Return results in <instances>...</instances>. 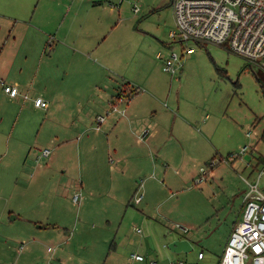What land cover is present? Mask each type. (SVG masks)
<instances>
[{
    "label": "rangeland",
    "instance_id": "obj_1",
    "mask_svg": "<svg viewBox=\"0 0 264 264\" xmlns=\"http://www.w3.org/2000/svg\"><path fill=\"white\" fill-rule=\"evenodd\" d=\"M57 1L68 2L71 17L84 20L88 31L101 32L100 20L108 25L105 31H110L109 27L114 30L91 39L80 37V42L87 40L96 49L89 59L66 52L48 56L52 43L49 40L38 77L35 79L34 73L23 76L26 84L19 91L28 98L18 95L15 103L10 104L6 96L0 97V126L6 133L0 142V223L12 219L10 210L21 215L15 226L0 225V262L126 264L139 243H143L157 264L166 253L173 260L178 259L166 264L179 260L185 264H215L223 253L230 225L241 220L246 181L253 180L264 169V86L254 75L256 70L264 80V70L256 66L252 70L245 58L224 46L172 39L169 34L176 30L172 0L49 3L55 7ZM20 2L0 0L1 42L21 26L17 20L32 18L38 0H34V8L28 14L21 11ZM96 2L112 7L114 12L100 9ZM135 5L140 9L138 13L133 11ZM38 14L35 12V18ZM19 30L24 33L26 28ZM25 37L24 48L32 39ZM24 48L16 68H37L40 56L35 47L29 52L28 61L23 59L27 52ZM172 52L180 56L176 74L162 69L164 58ZM158 53H162L161 59L157 58ZM60 67L70 68L73 77ZM71 78L72 92L85 96L81 104L88 118L77 119L74 108L78 106L74 107L73 97L56 98L50 111L52 120H46V111L33 109L31 99L43 96L45 91L62 95L59 89L72 85ZM127 83L140 90L135 98L139 97L141 102L142 131L151 132L158 127L161 132L157 142L161 155L153 159L158 166L152 165V182L146 186L142 184L145 178L135 181L109 172L107 164L120 172L116 160L111 162L109 158V132L104 125L100 132L94 129L93 120L107 112L100 109L102 98L108 109L110 100ZM0 92L4 93L3 87ZM105 94L108 95L103 97ZM111 95L114 97L108 100ZM24 104L27 109L21 114L19 109ZM178 108L193 129L175 118ZM67 109L75 113L70 121ZM112 117L107 118V123ZM20 129L26 134V142L18 148ZM247 132L252 135L247 137ZM56 133L66 135L56 137ZM47 138L53 142L45 143ZM88 139L90 142L80 150L78 144ZM64 141L67 142L59 148ZM244 146H249L248 150L240 153ZM44 148H50L51 157L42 160L39 157ZM126 153L135 160L139 152L132 149ZM52 157L55 162L50 166ZM166 159L172 168L167 166ZM185 163L190 170L193 163V175H201L204 169L206 181L196 184L195 176L187 182L179 179L178 166ZM166 171L165 184L175 192L174 196L162 185ZM83 179L84 185L80 186ZM127 182L133 184L129 196L128 191L120 192ZM259 186L264 190V172ZM75 195L78 202L73 200ZM137 195H143L140 202L135 200ZM58 210L64 211L63 216ZM44 214L50 221L65 224L35 229V222L26 221ZM174 225L189 227L191 252L174 254L167 249L173 236H187ZM200 250L216 261H199ZM160 252L166 253L160 257Z\"/></svg>",
    "mask_w": 264,
    "mask_h": 264
},
{
    "label": "crops",
    "instance_id": "obj_2",
    "mask_svg": "<svg viewBox=\"0 0 264 264\" xmlns=\"http://www.w3.org/2000/svg\"><path fill=\"white\" fill-rule=\"evenodd\" d=\"M33 2H34V0H21V2L19 4L21 11L25 14H28L32 10V8H34ZM49 2L51 4H53L54 0H44L42 6H41L42 0H38V3L36 4V8L34 9V13H33V16L31 19H27V17H23V18L19 19V21L18 20L16 21V23H19V22L22 23L19 28H21V27L26 28V31L24 33H20L19 28L16 30L17 27H15V29H13V31L11 32L12 35L11 34L8 35L7 39L3 40V42L0 41V87L1 88L3 87V84L1 82L8 84V85H16L18 88L23 87L22 85L26 84L23 81L25 78L23 76L26 73H34V78L36 79L41 72L42 62H43L44 58L47 56L46 52L48 49V44L50 42L49 40H51L52 43L50 44V47H49L51 54L48 56L54 55V54L59 53V52H66V53H69L72 55H79V57L89 59L90 55L94 54L96 49L93 46L88 45L87 40H85V42H80V40H79L80 37L85 35L86 39L88 37L91 39L92 37L94 38V37L98 36L99 34H101L100 36H104V34H109V32L114 30V29H112V27H109L110 31H105L106 28H108L107 27L108 25L106 22L100 20V25L103 28V30L101 29V32L88 31L86 29V22L84 20L79 21V20L71 17L72 8H71V5H68V2H65V3L61 2L60 3L59 1H57L55 3V7H52ZM96 4H98L97 7H99L100 9L109 11L111 14L114 12L112 7L111 8L108 7L103 2H101V3L96 2ZM35 12L39 13L38 14L39 19H38V17L35 18ZM104 27H105V29H104ZM1 28L2 27L0 26V30H1ZM104 32H107V33H104ZM27 35L32 37L33 40L30 38L28 40L29 44L24 48L22 46L24 45V39L26 38L25 36H27ZM53 39L55 40V42ZM32 47L33 48L35 47L36 52L40 56V65L37 68L28 69V70H25L26 68L24 65L22 66V68H16V66H15L16 62L18 61L19 54L23 50V48L26 49V51L28 52V53L26 52V54L23 55V59L25 61H28V59L30 58L29 52L32 49ZM60 68L64 71L65 74L73 77V72L70 68H62V67H60ZM162 69L164 70V63H162ZM45 73L48 74L47 68L45 69ZM70 81H71L70 83H73L72 78ZM73 86H74V83L72 85H70L69 87L59 89L62 92V95H59L58 92L52 93V92H46L45 91V94H43V96L42 95L39 96L40 98L47 101L49 104V106L45 109L35 106L34 99L38 98V97L31 99V101L33 102V109L34 110H40L41 109L43 111H46V114H45L46 120H49V119L52 120V115H51L50 111H51L52 104L54 103L56 98L61 97L65 100H70L71 97H73V99H75V106L74 107L78 106L77 108H74V111L76 112L77 119L80 120L82 117L88 118L89 114L84 113V109H82V104H81L82 103L81 99L85 96L83 93H73L72 92ZM122 88L123 89L119 90L116 94L117 95H119V93L123 94V91H126L124 93V95L126 97L128 96V94H130V92H131L130 90L138 89L137 93L132 95L131 98L127 97L128 102L126 104L120 105L121 110H125V113H121V112L109 113L107 118L110 116H113L110 119V121L107 123L108 119L106 118L105 122L103 124H101L100 130L95 129V127H94V129L96 131L100 132L102 129V125H104L106 127L105 129L109 132L110 137L106 140V142H107L106 145H107L109 151H111L109 158H110L111 162H113V160H116L118 168L120 167V172H119V171H117L118 169H115V167L112 166V164L111 165L107 164L109 172H111L112 175L118 173V175H120L121 178H126L127 176L134 178V180H135V178L136 179L137 178L138 179L145 178L146 179L145 181H144V179L143 180L141 179V180H142V184L144 185V183H145V186H146L147 184L152 182V180H151L152 175H150L151 172H153L152 165H153V168H155L156 165L158 166V162L156 164V162H154L153 159H154V157H157V156L160 157V155H161V152L157 146V142H158V139L160 137L161 132L159 131L158 127H156V129H153L151 132L148 129L149 131H147L148 132L147 136L144 138H140L141 137L140 134L142 133V130H143L142 126H143V122H144V117L142 116V113H140V110H139V108H140L139 103H141L139 100L140 98L139 97L135 98L139 94L140 90H139V88H136L135 86H133L131 83L125 84ZM3 95L6 96L8 103H10V104L15 103L14 99L17 97L11 98V97H9V95H7L5 93V91H4V93L0 92V97H3ZM20 95L23 97V95H27V94L21 93ZM107 95L108 94H105L103 97H105ZM117 95H115V96H117ZM112 97H114V95L107 97V99L109 100ZM27 98H24V99H27ZM98 98H99V96H98ZM23 102L28 103L25 100ZM103 102H104V100L102 98V101L100 104V109L107 111L109 109V107H108V109H106L107 108L106 102H104V104H103ZM70 104H71V102L68 104V106H70ZM25 109H27V106L24 104V106H21L19 109L20 113L22 114L25 111ZM166 110H169V109H166ZM178 112H179V114L177 116L175 115V118L181 119V121H184L185 123L189 124V121H187L188 119H185L186 117H182L183 115H181L180 108H178ZM67 116H68V121H70V118H75V113L70 112V110L67 109ZM176 119H175L173 124L176 123ZM79 120H78V122H79ZM93 122L96 126V118H95V120H93ZM79 124H80V122H79ZM154 124H155V122H154ZM189 125H190V127L188 129H190V130H191V128L193 129V126L191 124H189ZM86 127H89V126H86ZM56 134H57V135H55L56 137L66 135L64 133H60V134L56 133ZM5 135H6V133L4 132V128H2L0 126V142H1V144H2V138ZM24 135H26V134L20 129V131L18 133V139L16 142V145L18 148L22 146V143L24 145V143L26 142L24 140V137H23ZM113 138H114V140H113ZM49 140H50V138L49 139L47 138L45 143H48ZM84 141L82 143L80 142L81 144H78L80 150L83 149L85 146H87V144L90 142V139H88V141H86L85 143H84ZM50 142H53V140L51 139ZM66 142L67 141H64V143L58 147L61 148L62 146L65 145ZM7 149H9L8 146L6 147V152H7ZM44 149H50V148H44ZM132 149H136L139 152L138 157L135 160H133V156L130 153L129 154L126 153V151H131ZM113 156L115 159L113 158ZM164 161H168L167 166H169V168H172L171 164H170V160L166 159ZM54 162H55V157H52L49 160V165L50 166L53 165ZM47 166H48V164H47ZM191 168L192 169L190 170L188 168V164H186V163L181 164V166H178V169H179L178 178L184 182H187L188 180H193V176H195V179L197 180L198 177H200V174L197 176L194 173V175H193V163H191ZM155 171H157V170H155ZM168 171L163 173L164 184H162V185L165 186L167 190H170V189H168V187L165 184L166 177H167L166 175H167ZM82 181H81L80 186L84 185V179ZM132 185L133 184H130L129 182H127L125 188H123L120 192H123L124 190L128 191L127 196H129L131 194V192L133 191ZM136 191L137 190H135V192ZM114 192H115V189H114ZM170 192L173 196L175 195V192H173L171 190H170ZM123 197H124V195H123ZM8 213L13 215L12 219L9 218V220L7 222L5 220H3L0 223V225H2L5 228H8L7 224L9 226H15V224L18 223V221H19V217H21L19 211H18V213H16V212L14 213L13 210H10V211H8ZM57 213H60L61 216H63L62 214L64 213V211L58 210ZM26 221H27V223H32V221L35 222V226H34L35 229H48L50 227L57 228L58 226H60V224H65L64 221H60V220L50 221L49 217H46V214H44L41 217H37L35 220L26 218ZM237 223H238V221H234L232 223V225H230V227H229L230 230L228 232V237L226 239V242L230 236L231 231L233 230L234 226ZM36 224H37V226H36ZM174 226H176V228L178 230L176 228L175 229L178 232H180L181 234H186L187 236H185V235H183V236L180 235L179 237L173 236L169 240V243L175 239H178V238L187 239V240H189V242L191 243L192 248H193V244H192V240H191L192 235H188V233L190 231H183L182 229L177 227V225H174ZM179 226H181L183 228L185 227L186 229H189V227L184 226V225L183 226L179 225ZM225 245H226V243H225ZM225 245H224V248H225ZM166 247L169 251H171L168 248V246H166ZM136 251L134 250L131 254H134V253L141 254L144 256V260L143 261H135L133 264H153L152 262L157 264L156 263L157 261L155 260L156 261L155 262L153 257H152L151 251H149L143 243H141V244L139 243ZM223 251H224V249H223ZM200 252H201V250L198 252V255ZM165 253L166 252H164V253L160 252V254L158 256L162 257V255ZM171 253L177 254L176 252H173V251H171ZM221 257H222V255L216 261V260L212 259V257H208L206 254H204L203 258H199L197 256L199 261H204V260H206L207 262L208 261H211V262L216 261L215 264L216 263L220 264ZM162 258H163V261L160 262L159 264H166V262H168V261L174 262V261L178 260V259L173 260V257L168 255L167 253ZM36 260H38V259H36ZM18 261L21 262V259H18ZM125 263L127 264L128 262H125ZM1 264H4V263H1Z\"/></svg>",
    "mask_w": 264,
    "mask_h": 264
},
{
    "label": "built area",
    "instance_id": "obj_3",
    "mask_svg": "<svg viewBox=\"0 0 264 264\" xmlns=\"http://www.w3.org/2000/svg\"><path fill=\"white\" fill-rule=\"evenodd\" d=\"M172 6L176 22V30L169 34L172 39L179 37L180 41H204L225 46L245 58L253 67L264 70V0H172ZM139 10L135 5L133 11L138 13ZM162 56V53L157 54L159 59ZM179 61L178 53H170L164 58V70L176 74L175 65ZM1 83L9 97L14 98L21 94L16 85ZM127 102L128 98L124 94L115 96L110 101L106 114L96 117L95 129L100 130L109 113H125L120 105ZM34 104L44 109L49 106L48 102L40 97L34 99ZM147 133L142 131L140 138H144ZM251 135L252 132L246 133L247 137ZM248 148L249 146H244L240 153L246 152ZM50 154L51 150L43 149L39 158H47ZM263 172L264 169L257 173L256 178L246 181L247 191L244 195L241 220L230 233L220 264H264V190L259 186ZM206 175V171L201 169L196 184L206 181ZM142 197L143 195H137L135 200L140 202ZM73 200L78 202V195H75ZM177 227L187 231L185 227ZM203 256V252L198 255L199 258ZM143 260V255L134 253L127 264ZM176 264L185 262L179 261Z\"/></svg>",
    "mask_w": 264,
    "mask_h": 264
},
{
    "label": "water",
    "instance_id": "obj_4",
    "mask_svg": "<svg viewBox=\"0 0 264 264\" xmlns=\"http://www.w3.org/2000/svg\"><path fill=\"white\" fill-rule=\"evenodd\" d=\"M168 248L171 251L176 252V253H181V252L188 253V252L192 251V249H193L189 240L181 239V238H178V239L171 241L168 244Z\"/></svg>",
    "mask_w": 264,
    "mask_h": 264
},
{
    "label": "trees",
    "instance_id": "obj_5",
    "mask_svg": "<svg viewBox=\"0 0 264 264\" xmlns=\"http://www.w3.org/2000/svg\"><path fill=\"white\" fill-rule=\"evenodd\" d=\"M197 43H200V42H197ZM225 47V46H224ZM250 68L252 69V70H254L255 68L250 64ZM254 75H255V77H256V79L264 86V80H263V78H262V76H261V74L258 72V71H254ZM131 92H130V94H128V96L127 97H130L131 98V96L132 95H134V94H136L137 93V91H138V89H133V90H130ZM126 91H123V94L125 93ZM119 94H122V93H119ZM264 132V131H263ZM262 138L264 139V133H263V135H262Z\"/></svg>",
    "mask_w": 264,
    "mask_h": 264
}]
</instances>
